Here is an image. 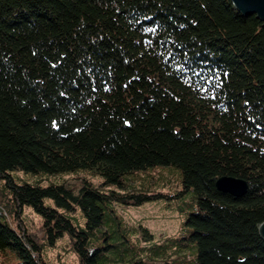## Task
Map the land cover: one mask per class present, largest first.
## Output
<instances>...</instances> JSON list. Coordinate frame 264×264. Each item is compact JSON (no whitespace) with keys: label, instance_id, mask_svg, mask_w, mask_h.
Here are the masks:
<instances>
[{"label":"trees","instance_id":"16d2710c","mask_svg":"<svg viewBox=\"0 0 264 264\" xmlns=\"http://www.w3.org/2000/svg\"><path fill=\"white\" fill-rule=\"evenodd\" d=\"M157 167L179 169L180 194L193 193L181 239L197 264H264V24L230 0H0V252L48 264L45 246L68 235L79 264H121L128 239L102 229L124 224L113 207L168 197L106 189ZM15 171H88L105 189L19 184ZM222 177L247 193L219 191ZM26 208L43 243L10 222ZM142 230L146 261L131 264H156L163 247Z\"/></svg>","mask_w":264,"mask_h":264},{"label":"rangeland","instance_id":"374dc122","mask_svg":"<svg viewBox=\"0 0 264 264\" xmlns=\"http://www.w3.org/2000/svg\"><path fill=\"white\" fill-rule=\"evenodd\" d=\"M15 181L19 184L28 183L32 185H67L72 190L78 192L83 186L84 181L90 182L97 188H102L104 179L101 176H94L88 171H80L72 174H33L22 171L12 173ZM126 188L123 190L111 186L106 190H114L128 194H146L158 195L164 194L168 198L146 203L140 207L115 205V213L124 221L123 225L115 222L106 223L105 231L111 235L107 240L115 244L128 241L119 246L117 251H121L123 257L121 264H131L132 261L143 259V248H147L146 234L142 228L149 231L159 243L157 246L163 248L157 249L154 254L156 264H197V247L193 242L183 240L181 237H187L188 234L183 231L185 219L197 211L194 203L193 193L180 194L183 191L181 171L175 167H157L145 172L136 173L125 177ZM4 182L0 181V194L3 193ZM5 188V187H4ZM172 198V199H171ZM8 201L0 195V219L6 216ZM47 205L55 207L52 200L47 201ZM114 217L113 213H110ZM73 217L81 225L85 223V217L80 210H77ZM23 221L19 222L13 217L10 218L14 228L27 231L34 234L40 243L44 242V233L42 230V218L34 212L32 208H26ZM22 225L23 229H20ZM101 229V230H102ZM167 239L178 240L175 243ZM105 239L98 238L93 241L92 247L106 245ZM155 247V246H154ZM158 250V253H157ZM120 252V253H121ZM44 259L48 264H79L77 255L72 248V242L68 235L60 239L55 247L47 248L45 246ZM148 259V258H147ZM149 260V259H148ZM146 261V260H145ZM151 264L149 261H147ZM21 260L18 254L12 249L0 252V264H20ZM114 264V263H111Z\"/></svg>","mask_w":264,"mask_h":264},{"label":"water","instance_id":"95a60500","mask_svg":"<svg viewBox=\"0 0 264 264\" xmlns=\"http://www.w3.org/2000/svg\"><path fill=\"white\" fill-rule=\"evenodd\" d=\"M237 11L245 17L256 16L264 24V0H230ZM216 186L219 191L240 198L248 191L245 181L234 178H220ZM260 233L264 239V223L260 226Z\"/></svg>","mask_w":264,"mask_h":264}]
</instances>
